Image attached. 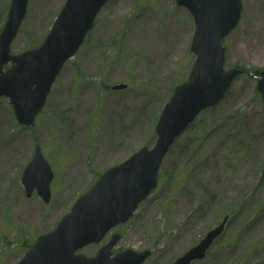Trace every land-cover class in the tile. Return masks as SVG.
Listing matches in <instances>:
<instances>
[{
  "label": "rangeland",
  "instance_id": "obj_1",
  "mask_svg": "<svg viewBox=\"0 0 264 264\" xmlns=\"http://www.w3.org/2000/svg\"><path fill=\"white\" fill-rule=\"evenodd\" d=\"M227 37L225 69L264 70V0H242ZM66 0H31L12 54L39 48ZM11 0H0V33ZM195 22L176 0H111L78 54L66 64L34 127L21 126L0 98V264H18L52 232L108 169L143 147L174 89L185 82ZM10 66L5 67V71ZM125 84L123 91H113ZM257 81L237 78L223 101L176 140L156 191L112 233L115 253L151 250L145 264H169L226 216L224 235L193 264H264V103ZM40 146L54 179L51 201L22 183ZM81 251L92 257L109 240Z\"/></svg>",
  "mask_w": 264,
  "mask_h": 264
},
{
  "label": "water",
  "instance_id": "obj_2",
  "mask_svg": "<svg viewBox=\"0 0 264 264\" xmlns=\"http://www.w3.org/2000/svg\"><path fill=\"white\" fill-rule=\"evenodd\" d=\"M30 0H12L8 20L0 34V97L10 99L23 126H34L46 105L52 87L64 65L83 45L95 20L110 0H66V4L43 45L20 55L11 46L26 17ZM193 15L196 31L191 51L197 55L189 80L175 89L158 122V141L152 150L143 148L123 164L109 169L92 189L82 196L51 233L40 236L19 264H143L150 251L127 250L114 258L113 249L121 236L115 234L94 258L77 255L79 250L101 243L115 227L127 223L140 203L157 188L158 172L175 139L201 111L216 106L234 80L248 74L258 81L264 101V71H225L226 48L222 42L242 16V0H177ZM13 63L4 72L5 65ZM125 85L113 89L124 90ZM54 174L41 148L23 175L26 196L37 190L45 203L51 200ZM228 222L208 233L199 245L173 264H192L206 258L209 248L224 232Z\"/></svg>",
  "mask_w": 264,
  "mask_h": 264
},
{
  "label": "flooded vegetation",
  "instance_id": "obj_3",
  "mask_svg": "<svg viewBox=\"0 0 264 264\" xmlns=\"http://www.w3.org/2000/svg\"><path fill=\"white\" fill-rule=\"evenodd\" d=\"M204 236H205V235H204ZM204 236H203V237H204Z\"/></svg>",
  "mask_w": 264,
  "mask_h": 264
}]
</instances>
